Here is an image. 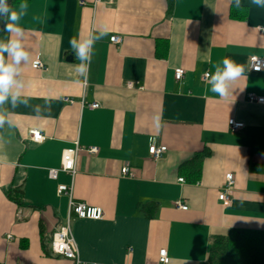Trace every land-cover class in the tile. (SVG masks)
Returning a JSON list of instances; mask_svg holds the SVG:
<instances>
[{
  "label": "crops",
  "instance_id": "obj_1",
  "mask_svg": "<svg viewBox=\"0 0 264 264\" xmlns=\"http://www.w3.org/2000/svg\"><path fill=\"white\" fill-rule=\"evenodd\" d=\"M20 21L29 53L15 79L0 129V264H73L49 250L52 232L66 224L70 200L101 207V219L71 215L85 264H201L218 235L233 229L264 231V9L243 0H31ZM19 4L13 7L19 11ZM90 70L69 40L93 39ZM112 35L121 43L110 41ZM9 38H16L9 33ZM9 40V39H8ZM40 57L44 68L32 63ZM230 58L245 67L222 99L209 79ZM12 57L6 55V63ZM84 63H88L85 61ZM185 70L181 81L175 69ZM128 81L137 84L128 88ZM67 99H73V102ZM98 102L96 109L88 105ZM159 117V127H157ZM244 123L232 132L229 119ZM40 130L45 139L31 140ZM167 150L155 159L152 139ZM79 142L74 178L60 168L62 153ZM205 152L196 172L197 154ZM128 166L134 176H124ZM194 167V168H193ZM227 172L235 175L231 203L219 200ZM183 177L185 182L179 179ZM60 184L72 194L58 193ZM23 190L19 205L13 190ZM181 200L187 209L175 202Z\"/></svg>",
  "mask_w": 264,
  "mask_h": 264
},
{
  "label": "built area",
  "instance_id": "obj_2",
  "mask_svg": "<svg viewBox=\"0 0 264 264\" xmlns=\"http://www.w3.org/2000/svg\"><path fill=\"white\" fill-rule=\"evenodd\" d=\"M114 1V0H109ZM110 41L113 43H121L122 37L119 35H112L110 37ZM34 68H44V63L40 57H37L33 63ZM249 67L253 72H261L264 69V58L252 55L249 58ZM185 70L182 67H178L175 69V78L178 81H181L184 77ZM210 73L206 72L204 74V79H209ZM128 88H136L137 84L133 81H128L126 84ZM70 102H73V99H67ZM247 101L249 103H260L264 104V96H259L254 93H248ZM92 109H96L100 106L98 102H93L88 105ZM229 127L232 132H237L242 129L245 125L242 122L236 121L234 118L229 119ZM29 135L31 140L34 141H42L45 139L43 133L38 129H31L29 131ZM167 150L165 145H157L156 140L153 138L149 145V153L150 155L157 159L161 157L164 152ZM99 151L97 146H89L82 147L79 142L75 143L74 147L66 148L62 153V160L60 168H51L49 170V175L52 178H56L59 171H64L69 173L73 178L78 173V157L81 152H86L90 155H94ZM121 174L124 176H134L133 172L130 171L128 166H124L121 169ZM181 182H185V179L181 177L179 179ZM235 186V175L233 172H227L224 177V182L222 186L219 188V200L223 203V205L228 206L231 203L232 194ZM58 193H68L72 194V185L68 186L65 184H60L58 186ZM176 206L181 209H187V205H185L181 200L175 202ZM74 214L80 218H92V219H101L104 215L101 207L89 206L84 202L75 201L73 199L70 200L69 205V217L66 224L56 228L52 234L50 239L49 250L53 255L61 256L66 259H70L73 264H85L79 255L78 244L74 237L72 227H71V215ZM170 257L168 255V251L163 248L159 251V263L160 264H169ZM100 264V263H93Z\"/></svg>",
  "mask_w": 264,
  "mask_h": 264
},
{
  "label": "clouds",
  "instance_id": "obj_3",
  "mask_svg": "<svg viewBox=\"0 0 264 264\" xmlns=\"http://www.w3.org/2000/svg\"><path fill=\"white\" fill-rule=\"evenodd\" d=\"M231 3L237 9H240L243 0H231ZM250 5L264 9V0H250ZM27 8L28 5L26 0L20 4L19 11L14 10L8 4V0H0V19L6 18L8 21L5 23L4 31L16 34V38H9L7 43L0 42V103H3L8 98L14 85L17 91L12 95V100L15 102L20 94L19 89L23 87L15 77L19 72V66L22 62H27L29 59V53L23 46V28L20 25V21L25 15ZM106 35L107 31H101L100 34L93 39L82 42H78L75 38L69 40L70 48L75 52L76 57L82 61V63L77 66V71L80 75H84L90 70L91 56L89 52L91 45L95 40L102 39ZM5 53L12 57L11 63L5 62ZM85 61L88 63H84ZM221 63L223 69H217L210 75L209 90L222 99H228L232 95L231 85L235 84L244 75L245 67L227 57H225ZM3 123L4 119L0 117V124ZM157 127H159V117H157Z\"/></svg>",
  "mask_w": 264,
  "mask_h": 264
},
{
  "label": "trees",
  "instance_id": "obj_4",
  "mask_svg": "<svg viewBox=\"0 0 264 264\" xmlns=\"http://www.w3.org/2000/svg\"><path fill=\"white\" fill-rule=\"evenodd\" d=\"M31 0H26L29 3ZM25 0H10L9 5L13 8L17 4H21ZM6 18L2 19V29L0 30V42L7 43L9 33L4 31ZM6 55L4 60L6 62ZM8 98L0 103V117H5L6 103ZM2 124H0V129ZM205 152L197 154L195 161L196 172L199 171V162L205 156ZM23 190H13L10 194L11 199L19 205L22 201ZM201 264H264V231L248 230V229H233L227 235H218L213 239L211 244L209 258Z\"/></svg>",
  "mask_w": 264,
  "mask_h": 264
},
{
  "label": "rangeland",
  "instance_id": "obj_5",
  "mask_svg": "<svg viewBox=\"0 0 264 264\" xmlns=\"http://www.w3.org/2000/svg\"><path fill=\"white\" fill-rule=\"evenodd\" d=\"M8 264H29L26 260H23L22 257H15L13 260H7ZM32 264H36V263H32Z\"/></svg>",
  "mask_w": 264,
  "mask_h": 264
},
{
  "label": "water",
  "instance_id": "obj_6",
  "mask_svg": "<svg viewBox=\"0 0 264 264\" xmlns=\"http://www.w3.org/2000/svg\"><path fill=\"white\" fill-rule=\"evenodd\" d=\"M10 0H8L9 3ZM3 25H2V19H0V30L2 29Z\"/></svg>",
  "mask_w": 264,
  "mask_h": 264
}]
</instances>
